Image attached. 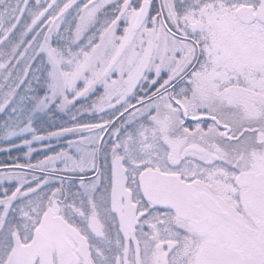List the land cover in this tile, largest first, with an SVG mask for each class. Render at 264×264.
I'll use <instances>...</instances> for the list:
<instances>
[{"label":"snow or ice","instance_id":"1","mask_svg":"<svg viewBox=\"0 0 264 264\" xmlns=\"http://www.w3.org/2000/svg\"><path fill=\"white\" fill-rule=\"evenodd\" d=\"M0 113V264H264V0H0Z\"/></svg>","mask_w":264,"mask_h":264},{"label":"trees","instance_id":"2","mask_svg":"<svg viewBox=\"0 0 264 264\" xmlns=\"http://www.w3.org/2000/svg\"><path fill=\"white\" fill-rule=\"evenodd\" d=\"M78 119H82L86 122L91 121V117H89L87 114H85L84 116L78 117ZM0 120H2V119H0ZM70 123L71 122H70L69 117L67 115L59 113V114H55V115H52L49 118H47V123L45 125H43V127L49 128L50 130H55L56 128H58L62 124H70ZM66 137L70 138L68 140H75L77 138V136H73V135H69ZM68 140H61L56 144V140L54 139L51 141V143H52L53 147H55L57 149L58 146H66V142ZM1 142H2V144H0V167H2L4 164L12 165L15 163H24L29 159V157H26L24 155V153L27 151V148H25V149H23V148L22 149L12 148L11 151L9 152L8 151V148H9L8 142L3 141V140L0 141V143ZM17 143L19 144L18 140H17ZM35 145L33 144V147H35L37 149V152H34L32 154L31 159H32L33 163H35L37 159L43 158L46 151H47L48 155L52 154L50 151H48L44 148L42 143H38L37 146H35Z\"/></svg>","mask_w":264,"mask_h":264},{"label":"rangeland","instance_id":"3","mask_svg":"<svg viewBox=\"0 0 264 264\" xmlns=\"http://www.w3.org/2000/svg\"><path fill=\"white\" fill-rule=\"evenodd\" d=\"M118 32H119V29H118ZM0 119H2V120H0V123H3V120L5 119L3 113H0ZM55 130H56V129H55ZM68 139H70V138L62 137L59 141H61V140H68ZM76 139H78V137H77ZM0 141H2V140H0ZM18 141H19V140H18ZM59 141L56 140V144H57ZM19 143H20V141H19ZM0 144H2V142H1ZM35 144H36V145H35ZM37 144H38V142H34V145H35V146H37ZM60 145H61V144H60ZM61 147H66V146H58L57 150H59ZM25 148H26V147H23V149H25ZM19 149H22V148H19ZM91 174H93V173H88V174H86V176L91 175Z\"/></svg>","mask_w":264,"mask_h":264},{"label":"flooded vegetation","instance_id":"4","mask_svg":"<svg viewBox=\"0 0 264 264\" xmlns=\"http://www.w3.org/2000/svg\"><path fill=\"white\" fill-rule=\"evenodd\" d=\"M94 175H95V174L93 173V174H91V175L86 176V178H87V179H91V178L94 177Z\"/></svg>","mask_w":264,"mask_h":264},{"label":"water","instance_id":"5","mask_svg":"<svg viewBox=\"0 0 264 264\" xmlns=\"http://www.w3.org/2000/svg\"><path fill=\"white\" fill-rule=\"evenodd\" d=\"M3 169V168H0V170Z\"/></svg>","mask_w":264,"mask_h":264}]
</instances>
